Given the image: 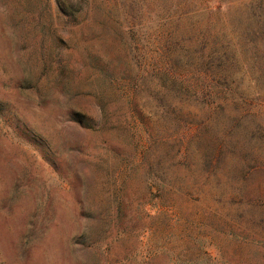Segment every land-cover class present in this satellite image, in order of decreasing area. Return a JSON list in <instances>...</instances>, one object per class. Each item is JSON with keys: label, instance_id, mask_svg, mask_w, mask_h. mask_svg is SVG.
Here are the masks:
<instances>
[{"label": "rangeland", "instance_id": "obj_1", "mask_svg": "<svg viewBox=\"0 0 264 264\" xmlns=\"http://www.w3.org/2000/svg\"><path fill=\"white\" fill-rule=\"evenodd\" d=\"M264 0H0V264H264Z\"/></svg>", "mask_w": 264, "mask_h": 264}, {"label": "trees", "instance_id": "obj_2", "mask_svg": "<svg viewBox=\"0 0 264 264\" xmlns=\"http://www.w3.org/2000/svg\"><path fill=\"white\" fill-rule=\"evenodd\" d=\"M260 245H261L262 248H264V240L260 241Z\"/></svg>", "mask_w": 264, "mask_h": 264}]
</instances>
